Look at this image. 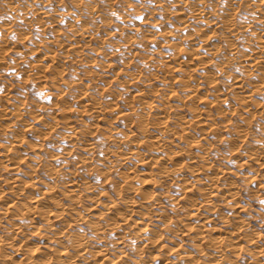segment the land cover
<instances>
[{
    "label": "rangeland",
    "instance_id": "obj_1",
    "mask_svg": "<svg viewBox=\"0 0 264 264\" xmlns=\"http://www.w3.org/2000/svg\"><path fill=\"white\" fill-rule=\"evenodd\" d=\"M18 1L20 2V6L23 7L21 9L23 10L22 12L26 13L27 17L32 19L35 17V19H33V21L32 19L31 21H29L31 22V26L30 24L28 25V23H25L24 20L19 18L18 12H15L17 15L14 13V16L13 13H9L7 12V10L5 11V9L2 8V5L5 6V4L1 3L0 1V24L3 23L2 25L4 26L9 25L11 28L13 27L12 29H16V31H19V33H21L20 31H22V33H27H21V35H17L18 32H16L17 34L15 32H8L4 34L5 36L0 33L1 37H6H2L6 39L5 41L4 39L2 41V38L0 39L1 43L4 42L2 43L3 46H6L2 47V49L4 48V51L1 49L2 53H0V56H2L3 59L2 60L0 57V60L4 62L1 63L0 61L2 65H0V106L1 108L3 107L4 109L10 111L14 106L19 105L18 110L19 112L20 110L22 111V113L20 112V116L16 117L17 120L13 123H6L7 120L5 119L3 112H1L0 141H5L4 139L7 138L6 136L11 133H18L23 138V143L18 147L16 153L10 152V154H15L17 156L22 155V157H20L22 158V161L21 159H19L22 162H20L21 167L19 172H12L0 165V178H2L0 187L1 189L4 188L3 194H1V198L4 201L13 199L17 204L18 202L20 203V201L21 203H23L24 201L22 200L24 198V195L27 194L38 196L39 192H41L42 190H46L44 184L50 181V185L54 183L52 185L55 186L53 187V192L54 195L56 194L55 197L58 198L59 205L62 204L60 206L67 208V205L73 202L72 200H78L77 202H75L77 205L76 210L77 212L81 210V214L83 213V210L85 208H88L87 210H90L95 206L94 209H92L93 211L91 212L94 213L97 211V213L95 214L97 217H91L93 218V220L96 219L95 221H97L99 218V222L103 221V217H106V215L114 216V211H110L108 205H106L110 199L117 200L119 197L118 194H116V192L118 193V189L114 188V186H121L124 188V173L127 172L128 174H130L132 171H138L142 168L138 158L134 155L131 156L128 153L129 149L127 147L129 145H127V137L125 136V134L128 131V122H130L131 120L127 114H130V111H133L134 108L135 111L132 113V115H130V117L132 116L131 118H135V115L139 110L140 102L144 98L140 96V94L144 91L146 96L149 97L148 101L151 100L148 105H152L153 108H155L154 106L160 105L164 101L165 103H163V106L161 105L162 107H159L166 108L165 106L171 105V108H169L168 110L169 112L171 111L169 113L171 115L179 113V115L185 116V118L188 119L190 115H192V113L189 111L191 109L188 108V105H194L195 107H199V110L201 108V111L203 113L210 114V116L212 115L211 117L213 118V120L215 118L214 122H212L213 125H210V127L209 125L207 127L194 126V128H192L191 126L187 130L188 134L190 135V139L195 136H197V138L200 136L206 138L202 141L203 148L205 149L201 148L200 145H198V143L195 141L186 143L184 139L180 138L175 141V145L169 146L168 148L159 151V153L164 155L166 152L169 153V151L180 149L179 152H181V157H184L183 159L187 160L190 152L196 153L197 150L198 153H202L201 151L203 150V153H205V151H207V172L212 175L218 173L215 183L219 186H224V188L228 186L233 187V193L235 192L233 200L236 201L237 205L240 206L239 209L235 208V206H232V202L229 201L232 198H230L228 195H219L211 198L212 202L210 201V204L207 208V213L211 215L210 219H208L207 222L200 221L201 224L204 225V227H199L202 228L201 231L205 228L203 232L206 233L207 231V235L210 234L214 236V234H218L217 231L222 232L223 234L225 233V235H227V232H230L231 229H233L232 227L234 225H243L238 227L240 229L241 235L240 243L245 249H247L246 251H244L245 249L242 250V252L237 256H234L235 253L233 252L227 253L226 251V257L228 258L227 262L230 259H236L238 260L239 264H247V262L249 264H252L253 260L250 258L252 252L250 253V250L248 248L251 247L252 250H256L258 247L259 249L262 247L261 249L264 250V162L258 164L256 161H247L245 155L248 151H251V149H259L258 147H260L262 143H264L262 142L264 141V130H262L263 128L261 127L264 124V113L263 115H261L260 113L256 112L252 115L250 113L241 112V115H237V113L232 114L231 112H229L226 115H223L221 112L217 111L218 108V110L225 109L223 113L229 110L228 104H223L214 99L215 93L220 91H215L212 83L210 81L208 82V80L214 78L221 82L220 86L228 84V80L225 75L217 72L216 67L212 65L215 63V61L218 62V55H215L216 58L214 57V60L210 58V60L207 62V64L212 62V64L210 65V67L212 68L207 66L208 74L206 82L203 75V65L199 63L198 65L195 64L196 62H198L197 60L189 63V68H187V65L181 66L180 70L177 69V67H172V63L168 65L169 67L163 65V60L165 58V60L170 58L169 55L174 52L175 48H178L176 46L172 48L171 44H169L170 41H167L169 39L168 37V39L166 38L167 31L176 33L182 32V29L180 30L179 25L182 18H178L180 21L177 19V15L173 11L174 8L171 7L170 0H140L139 3H137L136 0H117V2L116 0H113L112 6L105 4V2H103L104 0H80L81 3L83 2L82 4H84L85 2V4L87 5L88 2V6L94 5V8L97 7L96 9H98V14L101 13L100 15L102 16V18L104 15V17H106V21L108 20V23H104L102 18L98 17V15L97 17H95L96 15L90 16L86 12H83V9H81L83 10L80 15L81 20L83 19L85 23H88L86 24L90 27V29H93L92 31L95 33V36H101H99V38L101 39L98 38V40L94 39L90 41L87 39L89 42L87 41L86 43L84 41L75 43L76 37H74L73 34L74 28H78L77 23H75L72 15H66V13L63 12L67 7L74 10L75 5L73 3H75L76 0H71L74 2H70V0H39V4L37 3L38 6L43 7L49 12L46 15L38 14L36 11L34 13H31L32 9L30 8V10H28L29 7H26L28 6L27 3H29L30 0ZM208 1L209 0H207L206 2L212 5L215 2L213 7L216 6L214 7L216 9L220 8L221 4L223 3V0H220L221 3L219 0ZM104 5L105 8H103ZM113 13H115V15H113ZM236 13L238 14H236V16L239 17L237 19L238 21L248 19L247 16L249 14L247 11H245V9L242 8L236 11ZM38 15H40L41 17H39ZM214 15L215 14H211L210 17H216V15ZM36 16L38 17V20ZM136 17H143V19H136ZM188 17L191 25L193 23V27L194 25L195 27H197L198 25L203 23L199 19L191 18L188 13L185 12L183 19ZM36 20L37 23H35ZM5 22H7L8 24H5ZM38 22L40 23L38 24ZM218 25L216 28H214L215 30L212 29L208 33L207 39L215 44H220L222 49V46H224V41L219 36L221 31ZM4 26L0 25V29ZM23 27L26 29L24 30ZM218 28L219 30L217 31ZM213 31L216 32L213 33ZM13 36H15L16 39H13ZM20 36H24V38H21ZM29 36L30 38H28ZM58 41H60V43ZM127 41L131 43L132 47L129 50L127 48H124L125 44L128 43ZM237 42H239L237 44L238 46H240L239 48L241 50L246 49L243 40ZM1 43L0 45H2ZM75 45L77 47H80L79 50L77 49L78 53H75L73 51L76 47ZM184 48L187 49L188 47L182 46L176 49V55L179 54V56L185 57V55H188V53H186L187 51L191 52L189 49L185 51ZM194 50L198 52L201 51V53L204 52L203 47H197L196 49L194 48ZM43 52H46V54L50 56L54 55L55 58L52 61L48 59L40 60L39 58L41 57H39V55ZM144 55H148L149 57H146V59L148 58L149 60L146 61ZM74 56H76L75 59H72V57ZM148 61L149 63H152L149 64L147 63ZM38 69L44 70L49 79L46 78V81L42 80L41 82L34 80V78L32 77L34 76L33 71H37ZM55 69H58L60 73H57L55 75V82H53L52 79H50V74L51 72H55ZM182 69L188 72H185L184 74ZM227 69L232 74L239 75L240 77L242 76V71L238 70L239 67H237V63L231 64ZM187 74L190 76V79L186 77ZM129 75H139V78H137L136 80V78L132 77L134 79L133 80ZM164 76L166 77V79ZM180 78L187 79L188 83L192 85H197L194 89L195 92L197 90L198 91L196 92V96L191 98L192 100L187 97L186 94L184 95V93H186L185 90H187V87H182L183 84L180 83ZM67 81L77 82L81 89L76 87L69 89V87L67 86ZM207 82L210 84H208ZM164 83L168 85H165ZM154 88H156V90ZM153 89L158 92H155ZM79 90L86 91L92 96L94 95L102 102L108 101L111 106L115 103L114 107L116 109L114 107H111V109L108 108L104 115H102V117H100V119L98 120L92 119L90 117V111L85 113H77L75 111L73 113L67 112L65 108L68 107L69 104H75L74 100H76L77 98L75 97V94H77V92L79 93ZM160 90L162 93L160 92ZM222 92L225 95L229 94L228 89L225 90L223 88ZM3 94L5 96H3ZM163 95L165 97H161ZM230 95H227V97H229L230 103L234 104V99L231 97L232 95ZM253 98L258 102L257 104H259L257 106L255 105V108L260 111L263 107L262 109L264 110V93H254ZM217 105L220 107H218ZM144 106L145 110H148V106ZM202 108L204 110H202ZM16 112L18 111L16 110ZM32 113L34 114V116ZM14 114L16 115L15 111L13 114H9L10 118L15 116ZM65 116L70 117L69 119L71 121ZM242 116L248 117V120L246 122V128H248L246 135L239 136L238 138L234 135V131H231V122L243 124V120L242 118H240ZM227 117L230 121L227 120ZM65 119L69 120L70 123L73 124L72 127L74 128L75 134L77 136L89 138L91 139V141L96 143L97 147L94 152H89L81 146H76V144L72 142H67L64 135L66 133H69V128L65 123ZM217 121L218 123L216 124L215 122ZM175 123L176 122L170 121V127L175 131H177L176 128H178L179 131L180 126ZM228 123H230L231 125ZM52 124H55V128L52 126ZM87 124H89V128L86 127ZM257 124L259 126L261 125V128L258 127ZM125 125H127V127ZM47 128L51 129L48 130ZM227 128H229L230 130ZM149 129L151 131H154L152 126H149ZM212 129L214 130V132L211 131ZM43 131L44 133L47 131V134H43ZM203 131H205V133ZM229 131H231L232 133ZM78 132L80 135L78 134ZM82 132L83 134H81ZM76 135L75 137H77ZM69 144L71 146H69ZM30 145L32 147H30ZM33 146L39 147L40 149H34ZM186 148H190V151ZM125 152L127 153V155H125ZM146 153L154 159H156L155 156L159 154L156 150L153 149H150ZM262 154L263 153L261 152L260 155ZM83 155L88 158L90 157L88 159V162L83 163L79 160L83 157ZM261 157L263 158H260V160L263 159L262 161H264V155H262ZM46 163H49V165L52 166H56L57 168L61 169L60 171L63 170L61 173H58V176L56 178L53 179L54 181L52 180L53 182L49 178L47 170L45 169V167H43ZM67 170L71 172V174H73L74 178L77 179V182H79L78 180H80L78 184L80 185V188L82 187L81 192L78 193V195H75V197L77 196L79 198L75 199V197H73L74 199H70L63 187L62 179L64 181L67 177ZM27 171L28 173H34L36 176L35 179L37 181H32L31 178L28 179L26 177L28 175ZM155 171L156 170L154 169L153 172ZM127 173H125V175ZM63 174L65 175L63 176ZM175 176H178V178L184 177V179L191 177L190 173L185 170L180 173H175L173 176L169 174V176L163 178L165 180L160 178V180L158 179V181L155 183L151 180H147L149 178L145 179L144 182L149 181L148 183L143 184V190L145 193L153 192L158 194L159 192L158 199L155 201L156 203L151 206V209L153 211L144 215L146 217L145 220L148 222L150 221V224H153V229L164 235V253H162L163 259L168 258L169 260L176 261L178 258L176 256L177 253L184 252L185 250L188 252L191 251L192 255H194L195 258H199V262H197L198 264H214L212 257L214 258L215 247L212 245L211 241H209V237L207 236L208 241L206 239L204 240L207 242L204 243V241H202L197 247L191 237L187 235L186 230H184V227H186L187 224L191 222L193 224L196 223L197 225H199V222L197 221L199 219H197V217H185L186 208L185 199L183 198V196H188L189 194L192 195V192L190 190L187 191V187H185L187 182L181 183L180 179L176 178ZM60 180L62 184L60 183ZM13 181L22 184V189H20V193H17V196L15 195V192L13 193L10 189H8L9 185H11ZM112 181L113 183L115 182L114 184L116 185L112 186ZM136 181L137 180L135 178L131 183L135 186H139L137 184L139 182ZM131 183H129V185H131ZM179 184L182 187L179 186ZM56 185L58 188L56 187ZM84 185L90 186L89 192H86L88 189L84 188ZM114 189H116V192L114 191ZM139 196L140 192L133 194V197L135 199ZM96 200L98 201V204L95 203ZM51 201L52 200L49 201L50 203H48V205L51 206L50 208H53V204H51L53 203V201ZM21 205L22 204H20V206ZM135 209L136 210L132 212L131 215L132 219H136L141 215L139 211H145L144 209L139 207ZM122 210L123 209H120V211ZM74 215H66L67 218L65 219L68 220L69 217H73ZM29 220L30 219L27 218V216L23 217V215L11 216L8 220L2 219L0 223V236L9 238V240L12 241H14L15 239V243L21 242L22 246L20 244L18 247L22 248L23 251L26 252V254L31 253L32 251L30 250L34 249L41 251H43L44 249L45 252L47 251L49 253H52V251L56 249V246L53 245L51 246L52 248L46 247L49 243H51V239H49V237L52 234V229L48 228L47 230H43L46 229L45 226L47 225L45 224L44 220H41L39 222V225L41 227L39 229H36L37 231H32L33 228L29 227ZM65 221L54 220L52 224L54 227L59 226L64 227V229L66 230L70 229V232L73 231L74 233L79 234L83 237H86L87 235L90 243V248L93 250L96 248L98 249L97 246H99L101 242L105 243L109 250L113 252L111 254L112 257L120 253L117 252V249L121 251L125 250L124 253L127 254V257L124 264H171L170 262L164 263L161 260L155 259L150 253L156 252L152 250L153 248L150 250L149 248L145 249L141 246L138 247L139 243H136L137 241L134 240L133 237L127 236L123 240H117L119 237V233L116 231L114 233L108 231L106 233L107 235L105 234V236L102 238V241L101 239L95 237L96 234L92 227L88 226V224L85 223L86 221L79 219V217L75 218L74 220L69 219V222L71 221L70 223L68 222L69 224L65 223ZM10 222L15 223L18 226L17 232L13 233V229H8L6 227L11 224ZM141 225L142 224L137 226ZM42 226H44L45 228L43 227L42 229ZM210 226H212L214 230L216 228V231L214 232V230H212V227ZM128 228L132 227L130 226ZM168 228H170L171 230ZM175 228H178L179 232L173 231ZM208 229L211 230L209 231ZM228 238L229 237H227V239L225 240V243L229 241ZM249 238L252 239L249 240ZM177 242L180 246L179 250H177V247L175 246ZM199 247H202V250ZM1 250L3 252H8L10 250V247L4 245V247L1 246L0 251ZM137 250L141 254H139ZM139 256H141L142 260H139ZM180 256L181 257L179 258L183 259L182 254ZM15 258L16 259L12 260L14 264H31L30 261L20 260L21 257ZM5 259V257L0 256V264H9V262L10 264L12 263L11 261L7 260L6 262Z\"/></svg>",
    "mask_w": 264,
    "mask_h": 264
},
{
    "label": "bare ground",
    "instance_id": "obj_2",
    "mask_svg": "<svg viewBox=\"0 0 264 264\" xmlns=\"http://www.w3.org/2000/svg\"><path fill=\"white\" fill-rule=\"evenodd\" d=\"M0 1H1V3L5 4V6L1 4L2 8H4L5 11L7 10V12H9V13H13V15L15 12L16 13L18 12L19 18L24 20L25 23H28V25L31 23L29 21H31L32 18L27 17V14L22 12L23 10H21V9L23 7L20 6V2L18 0H0ZM112 1L113 0H104L103 2H105V4H107L109 6H112ZM206 1L207 0H170L171 7L174 8L173 11L176 13L177 16L175 14L174 15L177 17V19L182 18L181 21L178 19L180 21L179 25H180V30L182 29L181 30L182 32L176 33V32H172V31H167L166 38L167 37L169 38V39L167 38L168 39L167 41H170L169 44H171L172 48H174V46H176L178 48H180L182 46H187L188 47L187 49H189L191 52L187 51L186 53H188V55H185V57H186L185 58V57L179 56V54L176 55L175 50L178 48H175V50L173 49L174 52H172L171 55H169L170 58H168L167 60H165L166 59L165 58L163 60V65H165L166 67H169L168 65H170V63H172L173 64V65L171 64L172 67H177V69L180 70L181 66L187 65V68H189L188 64L197 60L198 62H196L195 64L198 65V63H199V64L203 65L204 72L203 71L202 72H203V75L205 77V82H206L207 81V74H208L207 66L210 67V65L212 64V62H210L208 64H207V62L210 60V58H212V59L214 57L216 58L215 55H218V57H219L218 62L215 61V63L212 65H214L216 67L217 72H220L223 75H225V77L228 80V84L220 86L221 82L217 79H214V78H212L211 80H208V82L210 81L212 83V86H213L215 91H220V92L215 93L214 99H216V101L221 102L223 104H228L229 110L223 113V111L225 109L224 110L223 109L218 110L219 109L218 108L217 111L221 112L223 115H226L229 112H231L232 114L237 113V115H241V112L250 113L252 115H253V113L257 112V113H260L261 115H263V113H264L263 112L264 110L262 109L263 107L261 108L260 111H258V109L255 108L259 104H257L258 102L254 100L253 95H254V93H264V0H223L221 7L218 9L214 8L216 6L213 7L215 2L212 5V4L207 3ZM211 1H213V0H211ZM39 2H40L39 0H32V1L30 0V2L27 3L28 6H26V7H29L28 10H30V8L32 9L31 13H34L35 11L38 14H42V15H44V14L46 15L47 13H49L48 10L44 9L43 7L38 6ZM70 2H74V1L70 0ZM116 2H117V0H116ZM82 3L80 0H76L75 3H73L75 5V7L73 6L74 10L67 7L63 11L66 13V15H72L75 23H77L78 28H74V34H73L74 37H76L75 43H78L81 41H84L86 43L88 40L92 41L94 39L98 40V38L100 36V35L98 37L95 36V33L92 31L93 29L92 28L90 29V27L87 25L88 24L87 22H86L87 23L86 24L83 19L81 20L80 15H81V12L84 10L83 12H86L90 16L96 15L95 17H97V15H98V17L102 18V16L100 15L101 13L98 14V9H96L97 7L94 8L93 7L94 5L88 6V2H87V5L85 4V2H84V4H82ZM220 3H221V1H220ZM34 4H37V5H34ZM103 4H102V6H103ZM103 8H105V5ZM242 8L245 9V11H247L250 16L249 15L247 16L248 19L238 21L237 19L239 17L236 16V14H237L236 11H238ZM81 9H83V10H81ZM63 12H61V13H63ZM185 12L188 13V15L191 18L199 19L203 23L198 25L197 27H195V25L193 27V23L191 25V22L189 21V17L183 19ZM211 14H215L216 17L211 18L210 17ZM38 16L41 17L40 15H38ZM185 17H186V15H185ZM36 18L38 20L37 16H36ZM105 18L106 17H104V15H103V18H102L103 22L108 23V20L106 21ZM33 19H35V17ZM33 19H32V21H33ZM37 20L35 23H37ZM39 21H40V18H39ZM6 23L7 22H5V24ZM39 23L40 22H38V24ZM44 23H41V24H44ZM2 24L3 23H1L0 25L4 26ZM217 25H218V27H220V31H221L220 35L218 32V35L224 41V43H223L224 46H222L223 47L222 49H221L220 44H218V43L215 44V43H213L207 39L208 33L212 29L216 28ZM30 26H31V24H30ZM33 26H34V24H33ZM71 26H74V25H71ZM94 27H95V25H94ZM12 28L9 25H7V26L5 25L4 27H1L0 33L4 35L5 33H8V32H10V33L18 32V34L17 33L16 34L21 35L22 31H20L21 33H19V31H16V29L14 30ZM39 28H41V27H39ZM25 29L26 28H24V30ZM21 30H22V28H21ZM218 30H219V28L217 29V31ZM214 32H216V31H213V33ZM24 33L25 32H23L22 34H24ZM25 34H27V33H25ZM4 36H2V37H4ZM214 36H215V34H214ZM2 37L0 36V39ZM20 37L24 38V36H20ZM208 37H210V36H208ZM4 38H6V37H4ZM4 38H2V41ZM28 38H30V36ZM25 39H27V38H25ZM99 39H101V38H99ZM5 40L6 39H4V41ZM242 40H243V43H245V48H246L245 50H241L239 48L240 46H238V44H237V43H239L237 41H242ZM58 42L60 43V41H58ZM127 42L128 43L125 44L124 48H127L129 50L132 47H131V43H129V41H127ZM2 43H4V42H2ZM7 46H9V45H7ZM75 46H73V47H75ZM2 47H6V46L5 45L3 46V44L0 45V53H2V51H1ZM73 47H71V48H73ZM168 47H169V45H168ZM197 47H203L204 52L201 53V51L200 52L195 51L194 48L196 49ZM75 48L73 51L75 53H78L77 51L79 50L80 47H77L76 49ZM94 48H96V47H94ZM184 49H185V51L187 50L186 48H184ZM47 53H49V52H47ZM56 53H58V52H56ZM66 53H67V50H66ZM66 55H68V54H66ZM144 56H145L146 61L149 60L148 58L146 59V57H149L148 55L147 56L144 55ZM0 57L2 59V56H0ZM39 57H41V58H39L40 60L41 59H48L50 61H52L55 58L54 55L50 56V55L46 54V52H43L42 54H40ZM75 57L76 56L72 57V59H75ZM2 60H0L1 63L3 62ZM1 63H0V65H1ZM147 63H149V61ZM150 63H152V62H150ZM234 63H237V67H239L238 70L242 71L241 77L239 75L232 74L227 69L231 64H234ZM106 66H107V64H106ZM187 68H185V69H187ZM210 68H212V67H210ZM54 71L55 72H51V74H50V77H51L50 79H52L53 82H55L54 81L55 75L57 73H60L58 71V69H55ZM16 72H19V71H16ZM33 72H34V76H32V77L34 78V80L41 82L42 80L46 81V78L49 79L48 75L46 74V72L44 70L38 69L37 71L34 70ZM183 72L185 74L186 70H183ZM132 73H130V74H132ZM31 74H33V73H31ZM134 74H136V73H134ZM129 76H131V75H129ZM183 76H185V75H183ZM132 77L136 78V80H137V78H139V75H135V76L132 75L131 79H133ZM164 77H162V78H164ZM173 77H175V76H173ZM173 77H171V78H173ZM186 77H188L190 79V76L188 74ZM165 79H166V77H165ZM180 81H181L180 83L183 84L182 87H187V90H185L186 93H184V95L186 94V96L189 97L190 99L193 98L194 96H196V92L198 90L195 92L194 88L197 85H192V84L188 83L187 79H181L180 78ZM67 83H68L67 86L69 87V89H72L74 87L81 89V87L79 86V84L77 82H73V81L68 82L67 81ZM164 84L168 85L166 83H164ZM208 84H210V83H208ZM50 85H51V83H50ZM44 88H45V86H44ZM223 88L225 90H227V89L229 90V92H228L229 94H227V95H230V93H231L232 96L231 95L230 96L234 99V104L230 103L229 97H227V95H225L222 92ZM154 89L156 90V88H154ZM149 91H151V90H149ZM174 91H175V89H174ZM155 92H158V91H155ZM160 92H161V90H160ZM160 92H159V94H160ZM221 93L223 94V96ZM6 95H7V93H6ZM3 96H5V95L3 94ZM140 96H142L144 98L140 102L139 110L137 111L135 118H131L132 116L130 117V115H132V113L135 111V109L133 107H132L133 111H130V114H127L131 120H130V122H128L129 123L128 128H127L128 131L125 134V136L127 137L126 140L128 143V144L127 143L126 144L129 145L127 147L129 149L128 153L131 156L134 155L138 158L142 168L139 169L138 171H132L130 174H128L127 172L124 171L125 173H127L126 175L123 172L124 173L123 178L125 177V180L123 179L125 181V184H124L125 187L124 188L121 186L115 187L114 186V185H116V184H114L115 182L114 183H113V181L111 182L113 184L112 186H114V188L118 189L117 190L118 193L115 191L116 189H114V191L116 192V194H118L119 197L118 196L117 197L119 200L118 199L117 200L116 199H110L106 205H108V208L110 209V211H114V216L113 215H111V216L106 215V217H103L104 218L103 221L99 222L100 218L99 219L97 218L98 220L95 221L96 219L93 220V218H91V217H94V218L97 217L95 215L97 213V211L94 213H91L93 211L92 209H94L95 206L92 207L90 210H87L88 208H85L83 210V213L81 214V210H79L78 212L76 210L77 205L75 202H77L78 200L77 201L72 200L73 202L69 203V205H67L68 207L65 206L67 208L60 206L62 204L59 205L58 198L55 197L56 194L54 195V192H53V190H54L53 187H55V186H52V185L54 183L52 185H50V181H48V182H46V184H44V186L46 188L45 191L42 190L41 192H39L38 196L26 194V195H24V198L22 200L24 202L21 203V201H20V203L18 202V204L13 199L4 201L1 198V194H3L4 188L1 189V187H0V223H1L2 219L8 220V219H10L11 216H16V215L22 216L23 215V217L27 216V218L30 219L29 220L30 226L29 225L28 226L33 228L32 231H34V230L39 229L41 227L39 225L40 224L39 222L41 220L42 221L44 220V222L47 226H45L46 229H43L44 226H42V229L43 230H47L48 228L52 229V231H51L52 234L49 237V239H51L50 240L51 243H49L46 247L52 248L51 246H53V245L56 246V249L54 251H52V253H49L47 251L45 252L44 249H43V251H41V250H35L33 248L34 250H30V251H32L31 253L28 252L29 254H26V252H24L22 248L18 247L21 244V242L15 243V239H14V241H12V240H9V238H4V237L0 236V248H1V246L4 247V245H7V247L8 246L10 247V250L8 252H3L2 250L0 251V256L5 257L6 258L5 261L7 260V261L12 262L13 259H16L15 257H18V258L21 257L20 260L30 261L31 264H124V262L126 261L125 259L127 257V254L124 253L125 250L121 251V250L117 249L118 250L117 252H120V253L117 254V252H116L117 255L112 257L111 254L113 252L111 250H109V248L107 247V245L105 243L101 242L100 245L97 246L98 249L96 248L93 250L90 248V243H89V240L87 238V235H86V237H83L79 234L74 233L73 231L70 232L69 231L70 229L66 230V229H64V227H59V226L54 227L52 224L54 220H56V221H65L66 220L67 222L65 221V223H68L69 219L74 220L75 218L79 217V219L86 221L85 223H87L88 226L92 227V229L95 231V234H96L95 237H97L98 239L102 240V238L105 236V234L108 231L113 232V233L116 231L119 233V237L117 240H119V239L123 240L127 236L133 237L134 240L137 241L136 243H139L138 247L141 246L142 248L143 247L145 249L149 248L150 250L153 248L152 250H154L156 252H150V253L153 255V257L155 259L161 260L164 263L170 262L171 264H198L197 262H199L198 261L199 258L198 259H197V257L195 258V256L192 255L191 251L188 252L185 250H184V252H181V253L178 252L177 253L176 256L178 258L176 257L177 258L176 261L169 260L168 258L163 259L162 253H164L163 252V250H164V246H163L164 235L162 233L156 231L155 229H153V227H152L153 224H150V221L149 222L146 221L145 220L146 217L144 216L147 213H151V211H153L151 209V206L156 203L155 201L158 199V194H159V192H158V194L153 193V192H150V193L144 192L143 184L149 182V181L144 182L145 179L149 178L147 180H151L152 182L155 183L158 181V179L159 180H160V178L163 179L164 177L169 176V174H171V176H173L175 173H180V172L186 170L190 173L191 177H189L187 179L186 178L184 179V177H182V178H178V176L177 177L175 176V177L180 179L181 183L187 182L185 187H187V191L190 190L192 192V195L189 194L188 196L187 195L183 196V198L185 199V208H186L185 217H187V218L197 217V219H199V220H197L199 222V225H197L196 223L193 224L191 222V223L187 224L186 227H184V230H186L187 235L191 237V239L194 241V244L197 247L199 246V244L202 241H204L205 239L207 240V236L209 237V239H210L209 241H211L212 245L215 247L214 258L212 257L214 264H239L238 260H236V259L235 260L230 259L227 262L228 258L226 257V255H227L226 251H227V253L233 252V253H235L234 256H237V255H239V253L242 252V250L245 249L242 246V244L240 243L241 235H240V229L238 228V227L243 226V225L239 224V226H237L238 225L237 224V225H234L233 227L231 226L233 229H231L230 232H227V235H225V233L223 234L222 232L217 231L218 234H214V236H213L210 234L207 235V231H206V233H204L203 231L205 228L201 231V229L204 227V225H202L200 222V221H206L207 222V220L210 219L211 215L207 213V208H208V205L210 204L211 198H213V197H216L219 195L220 196L221 195H228L230 198H232L229 200L232 202V206H235V208L239 209L240 205H237L236 201L233 200L234 199L233 196L235 193V192L233 193V187L228 186V187L224 188V186H221V185L219 186L218 184L215 183L216 179H217L216 176L218 173H216L215 175H212V174H209L207 172V168H208L207 163H206V161H207L206 152L207 151H205V153H203L204 151L201 149L202 153H200V152L198 153L197 150H196V153L190 152L187 160L183 159L184 157H181L182 156L181 152H179L180 149L169 151V153L166 152L164 155L159 153V151H162L163 149L168 148L169 146L175 145V141L180 139V138L184 139L186 141V143H191V142L195 141L198 143V145H200L201 148H203V142L202 141L206 138L202 137V136L197 138V136H195V137H192L190 139L189 138L190 135L188 134L187 130L191 126H192V128H194V126L207 127L208 125L210 127V125H213L212 122H214L215 118L213 120V118L211 117L212 115L210 116V114L203 113L201 111V108L199 110L198 109L199 107H197V106L195 107L194 105H191V106L188 105V108L191 109L189 111L192 113V115H190V117L192 116L191 118L189 117L187 119V118H185V116L179 115V113H175V114L171 115V114H169L171 111L170 112L168 111L169 108H171V105L165 106L166 108H160L159 106H161V105L163 106V103H165L163 101V103L161 102L162 104L154 106L155 108H153L152 105L151 106L148 105V103L151 102V100L148 101L149 97L146 96L144 91L140 94ZM75 97H77L76 100H74L75 104H73V105L69 104L68 107L65 106L66 111L69 113H73L74 111L77 113H80V112L85 113V112L90 111V115H91L90 117L92 119H97V120L100 119V117H102V115H104V113L107 111L108 108L109 109H111V107L113 108L114 104H115L114 103L111 106V104L108 101L102 102L99 99H97V97H95L94 95L92 96L88 92L81 91V90H79V93L77 92V94H75ZM161 97H165V96L163 95ZM205 101H206V99H205ZM202 102H204V101H202ZM236 104H238V105H236ZM144 105L148 106V107L146 106L148 110H145ZM18 106L19 105L14 106L13 109L10 111L7 109H4L3 107L1 108V106H0V115L2 114L1 112H3V115H4L5 119L7 120L6 123L15 122L17 120L16 117L20 116L22 111L20 110L21 113L19 112ZM149 107H151V108H149ZM218 107H220V106H218ZM16 110L18 112H16ZM130 110H131V108H130ZM202 110H204V109L202 108ZM14 111H15L16 115L14 114L15 116L10 118L9 114L10 115L13 114ZM31 112H32V110H31ZM33 116H34V114H33ZM65 117L68 119L70 118L67 116H65ZM14 118H16V119H14ZM225 118H226V116H225ZM240 118H242L243 124H237V123L231 122V124H232L231 125L230 123H228L232 126L231 131L233 130L234 135L238 138H239V136L246 135L247 128H248V127L246 128V126H247L246 122L248 120L247 119L248 117L242 116ZM37 119H38V117H37ZM69 120L65 119V121H66L65 123L67 124V127L69 128V133H66L64 135L67 142H72V143L76 144V146L77 145L81 146L84 149L88 150L89 152L90 151L94 152L96 150V147H97L96 143L91 141V139H89V138L77 136L75 134L74 128L72 127L73 124H71L70 123L71 120L70 121ZM227 120H229V118ZM170 121L176 122L175 124L180 126V130L178 131V128H176L177 131L173 130V128L170 127V124H169ZM177 122H179V123H177ZM215 123L217 124L218 121ZM54 125L52 124L53 127H54ZM218 125H220V124H218ZM125 126L127 127V125H125ZM149 126H152L154 131H151L149 129ZM260 126L258 125V127H260ZM86 127L89 128V124H87ZM261 127L263 128L262 130H264V124ZM50 129L51 128H49L48 130H50ZM227 129H229V128H227ZM194 130H196V129H194ZM218 130H219V128H218ZM211 131L214 132L213 129ZM231 131H229V132H231ZM203 132L205 133V131H203ZM45 133L43 131V134H45ZM78 134H79V132H78ZM81 134H83V132ZM75 135L77 137H75ZM254 136H256V135H254ZM6 137H5L6 139H4L5 141H0V165H2L4 168L9 169L10 171L16 173V172H19V170H20V167H21L20 162L22 161V158H20V157H22V155L17 156L15 154H10V152L16 153V150L18 149V147L21 146L23 143V138L18 133H11ZM231 141H233V140H231ZM234 142H235V140H234ZM262 142H264V141H262ZM31 144H33V143H31ZM206 145H208V144H206ZM69 146H71V145L69 144ZM30 147H32V146L30 145ZM186 147H188V146H186ZM33 148L37 149V150L40 149L39 147H35V146H33ZM258 148L259 149L256 148L255 150L251 149V151L247 150L248 152L245 155V158L247 161H251V162L256 161L258 164H261V162H264V161H262L263 159L260 160V158H263L261 156L264 155V152H263L264 151L263 150L264 149V143H262V145ZM150 149L156 150L159 153L155 156L156 159H154L150 155H147L146 152H148ZM189 149H187V150H189ZM203 149H205V148H203ZM261 152L263 153L262 155H260ZM235 154H236V152H235ZM104 155H105V153H104ZM125 155H127V153ZM84 156L85 155H83L82 158H80V159L78 158V159L80 161H82L83 163L88 162V159L90 157L88 158V157H86V156L84 157ZM245 158H244V160H245ZM19 159H21V161ZM77 162H78V160H77ZM169 162H171V163H169ZM167 163H169V164H167ZM43 167H45V169L47 170L48 176L51 179V181L58 176V173H61L63 171V170L60 171L61 169L57 168L56 166L49 165V163H46L45 166H43ZM154 169L156 170L155 172H153ZM28 171H27V173H28ZM66 173L68 175H66L67 176L66 178L64 177L65 178L64 181L62 179V183H63V187H64L68 197H70V199H72L73 197H75V195H78V193L81 192L82 187L80 188V185L78 184L80 182V180H78L79 182H77V179L74 178V176H73V174H71V172H69L67 170ZM64 175L65 174H63V176ZM201 176H203V177H201ZM26 177L28 179L31 178L32 181H37L35 179L36 178L35 174L32 172L28 173V175ZM59 177H61V176H59ZM135 178L137 180L136 182H139V183H137L139 186H135L131 183V182H133V179H135ZM169 178H171V177H169ZM163 180H165V179H163ZM55 182H56V179H55ZM1 183H2V178H0V184ZM57 183H58V181H57ZM60 183H61V180H60ZM82 183H83V181H82ZM129 183H131V185H129ZM154 183H152V184H154ZM85 184H87V183H85ZM180 184H179V186H181ZM21 185L22 184L16 183L13 181V183H11V185H9L8 189H10L11 192H13V193L15 192L16 193L15 195L17 196L18 195L17 193L20 191V189H22ZM88 185H86V186L84 185L85 186L84 188L88 189L87 191L85 190L86 192H89L90 186H88ZM183 185H185V184H183ZM56 187H57V185H56ZM195 189H197V190H195ZM139 192H140V196L135 199L133 197V194L139 193ZM76 198H79V197L76 196L75 199ZM50 200L53 201V203H51V204H53V208H50L51 206L48 205V203H50L49 202ZM59 202H61V201H59ZM95 203L98 204V201L96 200ZM20 204H22V205L20 206ZM137 207L142 208L145 211H139V213H141V215L139 217H137L136 219H132L131 218L132 212H134L136 210L135 208H137ZM120 209H123V210L120 211ZM98 213H102V212H98ZM108 213H109V211H108ZM70 214H72V215L75 214V215L73 217H69L68 220L65 219V218H67L66 215H70ZM88 216H90V217H88ZM10 223L11 224L6 226V227L8 229H13V233L17 232L18 226L15 223H12V222H10ZM140 224H142V225L137 226ZM148 225H151V226H148ZM194 225L195 226L197 225V226L195 227ZM51 226H52V228H51ZM130 226L132 228L133 227L134 228L133 229L128 228ZM199 226H201L202 228H200ZM210 227H212V226H210ZM168 229H170V228H168ZM178 230H179L178 228H175L173 231H178ZM208 230L210 231L211 229H208ZM212 230H214L213 227H212ZM215 231H216V228H215L214 232ZM214 232H211V233H214ZM38 234H39V231H38ZM227 237H229L228 238L229 241L227 240L228 242L225 243V240L227 239ZM251 239L249 238V240H251ZM207 241H204V243ZM118 243H119V241H118ZM113 245H114V243H113ZM192 245H193V242H192ZM21 246H22V244H21ZM175 246L177 247V250H179L180 246H179L178 242L176 243ZM257 247H258V245H257ZM261 248L259 249V247H258L256 249V247H255L256 250H252L251 247L248 248L250 250V253L252 252L251 255L249 254L251 256L250 258L253 260L252 264H264V257H263L264 256V250ZM200 249H198V250H200ZM246 249L244 251H246ZM138 250H137V252L139 253ZM139 254H141V253H139ZM181 254H182L183 259L179 258V257H181L180 256ZM205 254H207V253H205ZM211 255H213V254H211ZM139 260H142L141 256H139ZM136 261H137V259H136ZM12 263L14 264V262H12ZM9 264H10V262H9ZM128 264H132V263H128ZM247 264H249V263L247 262Z\"/></svg>",
    "mask_w": 264,
    "mask_h": 264
},
{
    "label": "snow or ice",
    "instance_id": "obj_3",
    "mask_svg": "<svg viewBox=\"0 0 264 264\" xmlns=\"http://www.w3.org/2000/svg\"><path fill=\"white\" fill-rule=\"evenodd\" d=\"M136 2H137V3H139V2H140V0H136ZM113 15H115V13H113ZM136 19H143V17H136ZM13 39H16V37H15V36H13Z\"/></svg>",
    "mask_w": 264,
    "mask_h": 264
}]
</instances>
